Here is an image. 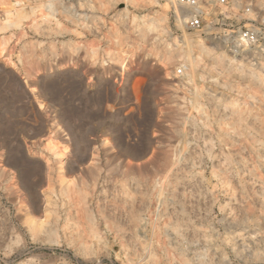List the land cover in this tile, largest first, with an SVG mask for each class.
I'll use <instances>...</instances> for the list:
<instances>
[{
  "label": "rangeland",
  "instance_id": "374dc122",
  "mask_svg": "<svg viewBox=\"0 0 264 264\" xmlns=\"http://www.w3.org/2000/svg\"><path fill=\"white\" fill-rule=\"evenodd\" d=\"M244 2L193 29L179 0H0V264H264Z\"/></svg>",
  "mask_w": 264,
  "mask_h": 264
},
{
  "label": "built area",
  "instance_id": "2783aa9c",
  "mask_svg": "<svg viewBox=\"0 0 264 264\" xmlns=\"http://www.w3.org/2000/svg\"><path fill=\"white\" fill-rule=\"evenodd\" d=\"M180 5L188 8V14L184 18L187 26L193 29H201L205 27V11L198 5V0H179ZM217 4L223 8L235 7L239 10L249 13L252 11L250 5L244 0H217ZM242 39L251 46H264V27L258 23L249 24L245 30L241 31ZM179 74H184V70H180Z\"/></svg>",
  "mask_w": 264,
  "mask_h": 264
},
{
  "label": "bare ground",
  "instance_id": "6f19581e",
  "mask_svg": "<svg viewBox=\"0 0 264 264\" xmlns=\"http://www.w3.org/2000/svg\"><path fill=\"white\" fill-rule=\"evenodd\" d=\"M60 182L61 184H67L69 182V180L65 178V175L63 173V161L62 160H61V165H60ZM51 216H52V212L51 210L49 211V208L46 206L44 214L40 219L34 216H31V215H28L26 218V224L28 225V228L32 232V234L36 235L40 232H43L46 229V227L50 224Z\"/></svg>",
  "mask_w": 264,
  "mask_h": 264
}]
</instances>
